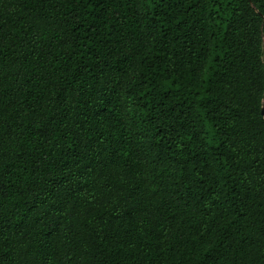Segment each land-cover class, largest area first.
<instances>
[{"label": "trees", "instance_id": "trees-1", "mask_svg": "<svg viewBox=\"0 0 264 264\" xmlns=\"http://www.w3.org/2000/svg\"><path fill=\"white\" fill-rule=\"evenodd\" d=\"M0 264H264V0H0Z\"/></svg>", "mask_w": 264, "mask_h": 264}, {"label": "water", "instance_id": "water-1", "mask_svg": "<svg viewBox=\"0 0 264 264\" xmlns=\"http://www.w3.org/2000/svg\"><path fill=\"white\" fill-rule=\"evenodd\" d=\"M262 113H263V110H262Z\"/></svg>", "mask_w": 264, "mask_h": 264}]
</instances>
